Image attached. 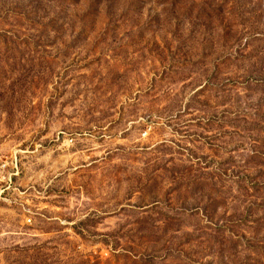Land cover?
I'll list each match as a JSON object with an SVG mask.
<instances>
[{"label":"rangeland","instance_id":"1","mask_svg":"<svg viewBox=\"0 0 264 264\" xmlns=\"http://www.w3.org/2000/svg\"><path fill=\"white\" fill-rule=\"evenodd\" d=\"M0 264H264V0H0Z\"/></svg>","mask_w":264,"mask_h":264}]
</instances>
